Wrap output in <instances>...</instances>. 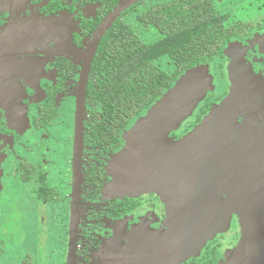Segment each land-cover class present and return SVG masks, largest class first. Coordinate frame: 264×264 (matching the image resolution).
<instances>
[{
	"label": "flooded vegetation",
	"instance_id": "af4514ba",
	"mask_svg": "<svg viewBox=\"0 0 264 264\" xmlns=\"http://www.w3.org/2000/svg\"><path fill=\"white\" fill-rule=\"evenodd\" d=\"M174 1L188 0H141L128 7L101 37L88 68L92 35L115 7L114 0H26L18 12L0 10V34L14 37L0 47V61L19 69L15 101L0 102V264L7 259V264H226L237 248L245 212L239 203L236 209L221 207L227 193L221 181L228 179L223 176L219 185H209L214 200L199 208L207 213L199 220H226L225 226L199 250L179 255L168 204L156 191L128 194L125 177L115 166L131 122L106 117L103 105L90 94L99 82L103 40L113 26L120 21L137 31L130 21L136 12L139 26L157 33L143 40L152 41L159 34L147 23L148 9ZM190 1L216 17L206 39L221 49L206 62L215 79L214 90L202 101L208 109L186 131L228 94L230 56L236 55L264 83V0ZM29 21L42 25L39 34L22 33ZM86 72L80 128L76 100ZM258 137L252 152L257 183L264 181L258 175L264 174V136ZM211 167L221 169L218 163ZM222 169L233 170L230 165ZM234 170L237 174L241 167ZM6 237L11 243L5 246Z\"/></svg>",
	"mask_w": 264,
	"mask_h": 264
},
{
	"label": "water",
	"instance_id": "95a60500",
	"mask_svg": "<svg viewBox=\"0 0 264 264\" xmlns=\"http://www.w3.org/2000/svg\"><path fill=\"white\" fill-rule=\"evenodd\" d=\"M139 1H119L97 26L90 44L92 49L89 47L87 68L101 37L123 11ZM25 2L0 0V10L18 12ZM40 25L24 22L26 29L22 33L39 34ZM12 39L14 37L10 35L0 34V47L5 40ZM230 58L228 94L213 104L201 121L182 136L175 138L170 133L192 117L207 93L215 88L208 64L200 63L187 69L135 121L127 133L126 147L119 156V176L121 179L125 177L132 195L156 191L168 204V221L177 235L173 240L180 256L199 250L204 241L225 226L226 220L216 222L210 217V221L199 220V216L207 214L199 208L210 202L208 199L214 200V196L210 198L208 193L209 185H219V178L228 177L226 183L221 181V187L225 184L227 192L226 202H222L221 207L236 209L239 203L245 212L242 213L243 239L237 248L238 253L246 264L257 263V260L261 264L264 258V202L249 201L264 199V181L256 182L254 176L257 173L252 165L258 135L264 136V83L251 69L245 68L236 55ZM12 64L0 61V102L3 103L15 101L17 97L16 71L19 69ZM86 80L87 72L82 74L76 100V119L80 128ZM237 119L241 122L237 123ZM79 139L81 142V131ZM212 163H218L221 169H212ZM229 165L233 169L231 173L222 169ZM236 166L241 167L237 174ZM258 175L264 176L260 171ZM235 190L237 195H234ZM235 199L244 201L233 202ZM255 254H259L258 257Z\"/></svg>",
	"mask_w": 264,
	"mask_h": 264
},
{
	"label": "trees",
	"instance_id": "16d2710c",
	"mask_svg": "<svg viewBox=\"0 0 264 264\" xmlns=\"http://www.w3.org/2000/svg\"><path fill=\"white\" fill-rule=\"evenodd\" d=\"M118 2L114 0L111 6ZM201 7L188 0L149 8L147 23L159 35L148 42L124 22L113 26L101 46L104 59L97 65L100 74L97 88L90 89L92 98L103 105L106 117L118 119L124 125L134 121L187 69L206 64L220 55L221 46L206 39L217 19L211 11ZM162 58L170 62V70L157 64ZM207 109L208 104L202 103L191 125Z\"/></svg>",
	"mask_w": 264,
	"mask_h": 264
},
{
	"label": "rangeland",
	"instance_id": "374dc122",
	"mask_svg": "<svg viewBox=\"0 0 264 264\" xmlns=\"http://www.w3.org/2000/svg\"><path fill=\"white\" fill-rule=\"evenodd\" d=\"M135 13H136V12H134V13H132V14L130 15V21H131V23L133 24V26L137 29V31H139L138 33H139L140 36L143 38V40L147 41V40H150V39L155 38L156 35H157V33H156L155 31H153V30H147V31H144V30L141 28V26H139L138 22H137V21L135 20V18H134V17H135ZM141 30L144 31V32H141ZM157 64H158L160 67H162V68H164V69H166V70H170V69L172 68V65H171L170 62L167 60V58H162V59L158 60V61H157ZM202 103H203V102H202ZM197 112H198V108L194 111L193 116L190 117V118H188L187 120H185V121L181 124V126H180L176 131L179 130V133L181 134V133L185 132L186 130L190 129L191 126H193V125H191V122H193V118L195 117V115L197 114ZM144 114H145V112L142 113L139 117L143 116ZM139 117H137L134 121L131 122V127L133 126V124L135 123V121H137V119H138ZM192 124H193V123H192ZM189 125H191V126L189 127ZM131 127H130V128H131ZM128 131H129V130H128ZM128 131H127V133H128ZM186 132H188V131H186ZM127 133H126V137H127ZM126 140H127V138H126ZM126 144H127V141H126ZM119 164H120V158L117 159V162H116L115 166L117 167V166H119ZM148 191H149V190H148ZM144 192H146V191H144ZM127 193L129 194V189H128ZM142 193H143V192H142ZM139 194H140V193H139ZM130 195H132V194L130 193ZM135 195H137V194H135ZM8 237H9V236H8ZM8 237H6L5 239H3V240H4V244H5V246H6V244L8 245V244L11 243V240L8 239ZM242 239H243V236L241 237V240H242ZM240 243H241V241L239 242L238 246L240 245ZM238 246H237V248H238ZM237 248L233 251L232 255H229V257H228V261H227L226 264H246V263H244V261H243L242 258H241L242 255L238 253L239 250H237ZM255 255H256V257H258L259 254H255ZM225 256H228V254H226ZM5 259H6V258H5ZM4 263H6V264H7V263H11V259H7ZM252 264H260V261L257 260V263H252ZM261 264H264V258H263V261L261 262Z\"/></svg>",
	"mask_w": 264,
	"mask_h": 264
}]
</instances>
